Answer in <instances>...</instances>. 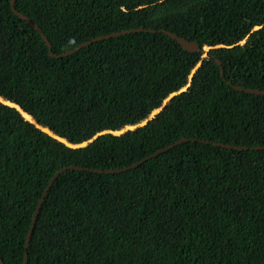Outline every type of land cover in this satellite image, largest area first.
<instances>
[{
    "label": "trees",
    "instance_id": "16d2710c",
    "mask_svg": "<svg viewBox=\"0 0 264 264\" xmlns=\"http://www.w3.org/2000/svg\"><path fill=\"white\" fill-rule=\"evenodd\" d=\"M15 8L56 55L115 32L155 33L55 59L11 0H0V94L41 122L0 106V260L24 264L27 251L28 264H264V150L214 145L264 147V95L227 85L264 91V0H16ZM164 30L211 49L188 52ZM193 69L191 91L163 108ZM53 125L81 147L41 131ZM184 138L195 141L136 168L92 172L129 167ZM69 167L91 171L57 178L27 249L43 192Z\"/></svg>",
    "mask_w": 264,
    "mask_h": 264
},
{
    "label": "water",
    "instance_id": "95a60500",
    "mask_svg": "<svg viewBox=\"0 0 264 264\" xmlns=\"http://www.w3.org/2000/svg\"><path fill=\"white\" fill-rule=\"evenodd\" d=\"M15 4H16V0H11L12 12L16 16H18L21 20L26 21L31 27H33L40 34L43 42L46 44V46L50 50V56L52 58H55V59H61V58H64V57L73 55L74 53L78 52L79 50H81L83 48H86V47H89V46H91L92 44H94L96 42L105 41V40H108V39H111V38H117V37L125 36V35L131 34V33H139V32H152V33H155L154 30H146L144 28H138V29H132V30H125V31H121V32H115V33H111V34H108V35H104V36H100V37L94 38V39H92L90 41H87V42L79 45L77 48H75L73 50H70V51H68L66 53H63V54H60V55H56L52 51V45H51V43L49 42L48 38L43 33V31L40 29V27L38 26V24L36 22H34L33 20H31L30 18H28L27 16H24L23 14H21L20 12H18L16 10V8H15ZM163 32L167 36H169L171 39H173L174 41H176L184 50H186L188 52H201V51L205 52L204 51V48L202 49L197 42L189 41V40H187V39H185L183 37L178 36L175 33H171V32H168L166 30H164ZM216 62L218 64V66H220V68H221V76H222L223 80L226 81L225 76H224V69L222 68V63L220 62V60H217ZM227 85L228 86H231L234 90H236L238 92H245V93L253 94V95H264V91H262V90L251 89V88H244V87H241V86H236V85H233L231 82H227ZM165 106L166 105L164 104L163 108ZM163 108H161V111H162ZM142 125H145V123H143ZM129 129H132V128H127L124 131H127ZM189 141H195V139H187V138H184V139L178 140L175 143L169 145L168 147H166L164 149H161V150L157 151L156 153H154V154H152L150 156H147L146 158H144L140 162H138L136 164H133V165H131L129 167H124V168L115 169V170H106V171H104V170H92V172L99 173V174H103V173H106V174H118V173H122V172H125V171L129 170V169L136 168L139 165H142L143 163L147 162L148 160H150L152 158H156L159 155H161V154H163V153H165V152H167L169 150H172L174 147H176L178 145H181L183 143L189 142ZM203 142L204 143H210V142H206V141H203ZM86 144L87 143H85L83 145H86ZM214 145L215 146H218V147H222V148L228 149V150H237V151H248L250 149L257 150V151L264 150V147H262V146H258V147H255V148H249V147H244V146H233V145H230V144H223V143H214ZM72 169H74V170H89V169H83V168H79V167H69V168L61 169L60 171H58L52 177V179L50 180L47 188L43 192L42 198L40 199V201H39V203H38V205L36 207V210L34 212V215H33V218H32V223H31V226H30V230H29V233H28V236H27V239H26V248L27 249L30 246L31 237H32V234H33V230H34L35 224L37 222L38 215L40 213V210H41V208H42V206H43V204L45 202V198L47 197V195H48L51 187L53 186V184L55 183V181L57 180V178L60 175H62L63 173H65L67 170H72ZM89 171H91V170H89ZM0 264H4V262L2 260H0ZM24 264H28V252L27 251L25 252V255H24Z\"/></svg>",
    "mask_w": 264,
    "mask_h": 264
},
{
    "label": "snow or ice",
    "instance_id": "6c2138e0",
    "mask_svg": "<svg viewBox=\"0 0 264 264\" xmlns=\"http://www.w3.org/2000/svg\"><path fill=\"white\" fill-rule=\"evenodd\" d=\"M236 39L240 40L241 43H244V39H242L241 36L238 35ZM193 73L194 75L188 78L191 81L190 83H184L183 86H181L180 83H177L174 86L175 88L179 89V92L170 89V95H168V99L164 101L165 105H167L168 101L171 100L173 97H177L180 94L188 93L191 91L192 87H194V84H195V76L199 74L197 69H193ZM13 99L14 98L9 94H0V106H3V109H6L8 107L15 109L17 112H19L24 117V120H27L29 122L30 125H35L36 128L40 129L41 122L38 119L34 120L33 116L29 115V112L27 109L20 107L19 100H16L15 102H13ZM3 109H0V110H3ZM160 112H161V108L159 106H156L155 112H153L152 115L148 117V120H146L144 123L147 124L149 121L153 119V117L157 116V113H160ZM136 119H139V116L136 117ZM129 123H134V121H130ZM41 131L46 133L47 136L52 137L55 140H60L62 144L67 145L68 149L81 147V145L76 144L72 140L71 137H67L66 139L61 140V134L57 132L54 125L45 126L41 129ZM116 134L119 135L120 133H116Z\"/></svg>",
    "mask_w": 264,
    "mask_h": 264
},
{
    "label": "rangeland",
    "instance_id": "374dc122",
    "mask_svg": "<svg viewBox=\"0 0 264 264\" xmlns=\"http://www.w3.org/2000/svg\"><path fill=\"white\" fill-rule=\"evenodd\" d=\"M225 45H222V44H219V45H216V47H224ZM211 49V47L209 46H207V47H205L204 48V57H206V55H207V52L209 51Z\"/></svg>",
    "mask_w": 264,
    "mask_h": 264
}]
</instances>
